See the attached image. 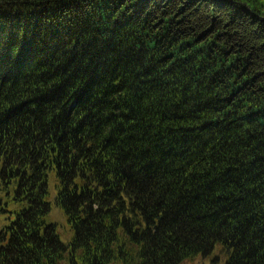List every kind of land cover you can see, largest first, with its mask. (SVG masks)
<instances>
[{"label":"trees","instance_id":"trees-1","mask_svg":"<svg viewBox=\"0 0 264 264\" xmlns=\"http://www.w3.org/2000/svg\"><path fill=\"white\" fill-rule=\"evenodd\" d=\"M0 214V264H264V17L0 0Z\"/></svg>","mask_w":264,"mask_h":264},{"label":"rangeland","instance_id":"rangeland-1","mask_svg":"<svg viewBox=\"0 0 264 264\" xmlns=\"http://www.w3.org/2000/svg\"><path fill=\"white\" fill-rule=\"evenodd\" d=\"M242 4H248L257 12H259L264 17V0H238ZM48 202L50 204V213L47 217V222L56 225L57 234L60 240L63 243H67L70 241L72 237V231L69 228V224L67 223L66 217L63 211L55 205V197H56V190L54 187V180L53 176L49 177L48 181ZM7 223L4 219V215L0 214V229ZM217 254L215 251L214 254L208 258H201L197 257L193 260L184 261L182 264H211L212 257ZM222 262L217 264H223L224 257L220 256Z\"/></svg>","mask_w":264,"mask_h":264}]
</instances>
